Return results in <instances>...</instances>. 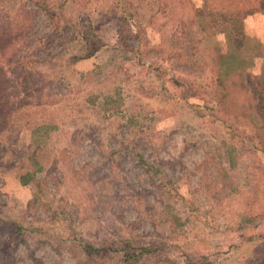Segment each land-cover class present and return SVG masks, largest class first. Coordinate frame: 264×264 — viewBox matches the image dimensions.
Returning a JSON list of instances; mask_svg holds the SVG:
<instances>
[{
    "label": "rangeland",
    "instance_id": "rangeland-1",
    "mask_svg": "<svg viewBox=\"0 0 264 264\" xmlns=\"http://www.w3.org/2000/svg\"><path fill=\"white\" fill-rule=\"evenodd\" d=\"M127 242L264 264V0H0V264Z\"/></svg>",
    "mask_w": 264,
    "mask_h": 264
},
{
    "label": "trees",
    "instance_id": "trees-1",
    "mask_svg": "<svg viewBox=\"0 0 264 264\" xmlns=\"http://www.w3.org/2000/svg\"><path fill=\"white\" fill-rule=\"evenodd\" d=\"M82 38L88 39V37L86 35H83ZM97 49H98V47H95L93 50L96 51ZM92 53H93V51H92ZM226 57L227 56L225 55L224 59ZM220 82H221L220 84L225 87V84L222 81V79H220ZM31 176H32V174L29 176L28 179H27V177L21 178L22 183H24V184L28 183L29 180L32 178ZM25 228L26 227L21 225V224L17 225V228H16L14 234L16 235V234L20 233ZM8 243H10L9 240H8ZM85 246H86L85 247L86 249H89L90 251H93V252L102 251L103 250V249H100V248H95L91 244H87ZM115 248L116 247L112 248V250H118L119 258L123 262V264H132L134 262H137L143 256H145V254H148L151 251L150 245H147V246H145V245H136L134 242H132V243L127 242L122 247H119L118 249H115ZM6 250H9V246L6 247Z\"/></svg>",
    "mask_w": 264,
    "mask_h": 264
}]
</instances>
